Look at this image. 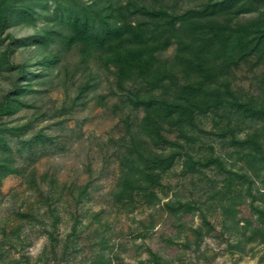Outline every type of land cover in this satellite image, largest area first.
Segmentation results:
<instances>
[{"label":"rangeland","instance_id":"1","mask_svg":"<svg viewBox=\"0 0 264 264\" xmlns=\"http://www.w3.org/2000/svg\"><path fill=\"white\" fill-rule=\"evenodd\" d=\"M125 1L78 0L96 8ZM142 1L182 11L208 0ZM78 2L71 8L68 0L5 1L0 101L15 92V86L19 89L13 109L0 115V139L16 169L0 178V264H23L21 254L38 264H156L148 247L160 255V264H264V167L253 168L246 157H237L234 146L221 141L210 122L201 125L203 131H194L192 152L203 162L204 156L221 157L224 169L215 163L198 164V171L183 173L177 162L164 174L166 194L159 193L160 203L139 205L133 211L114 205L115 141L126 135L123 116L135 125L143 111L125 101L126 91L115 85L111 67L93 56L82 59L74 47L62 48L65 18ZM242 2L225 8L224 16L238 13L234 18L245 21L264 6L260 0L237 12ZM175 55L172 44L160 57L170 64ZM50 57L56 60L49 61ZM19 66L24 69L21 75ZM224 79L234 90L264 94V64L253 57L232 66ZM164 134L169 140H185L174 130ZM228 170L235 182L232 190L241 200L232 206L239 210L233 218L220 207L227 201L220 204L210 197L224 189ZM51 178L56 180L53 196L60 197L54 228L43 198ZM78 186H86V193L76 202L67 192L77 193ZM63 188L66 193L59 195ZM174 193L180 200H190L192 210L174 216L163 205L176 198ZM249 210L254 220L261 216L258 226L237 220ZM31 217L38 221L31 223ZM16 226L20 237L10 247L7 240Z\"/></svg>","mask_w":264,"mask_h":264},{"label":"trees","instance_id":"2","mask_svg":"<svg viewBox=\"0 0 264 264\" xmlns=\"http://www.w3.org/2000/svg\"><path fill=\"white\" fill-rule=\"evenodd\" d=\"M5 1L0 0V29L7 22ZM68 1L71 8L78 2ZM221 1L222 4L208 0L182 11L159 3L146 5L142 0H126L116 6L107 3L99 8L78 2V8L67 14L62 48L74 47L82 59L93 56L104 67H111L115 85L126 91L125 101L143 111V117L135 125L127 120V115L123 116L126 135L115 141L118 171L111 191L115 206L133 211L139 205L151 207L160 203L163 196L159 193L166 194L164 174L177 162L183 173L198 171V164L215 163L224 169L221 157L204 156L203 162L192 152L193 133L203 131L201 125L207 122L219 129L216 134L221 141L234 146L237 157H246L253 168L264 167V94L234 90L224 79L232 66L249 57L264 64V6L256 17L239 21L234 18L238 13L224 16L228 14L224 9L237 0ZM258 1L243 0L237 12ZM42 38H48V34ZM172 44L176 55L174 62L167 64L160 55ZM50 58L49 61L56 60ZM23 72L20 67L19 75ZM18 89L15 86V92L3 96L0 115L13 109ZM172 130L185 140H169L164 132ZM241 132L245 135L238 137ZM8 152L5 141L0 139V178L16 172ZM231 172L228 170L224 177V189L211 192L210 197H216L220 204L227 201V206L220 207L224 215L233 218L239 210L232 206L240 205L241 200L232 190L235 182ZM55 182L49 179V189L43 195L53 228L59 220L56 202L60 198L53 196ZM65 191L63 188L59 195ZM67 193L79 202L86 186H78L77 193L70 189ZM174 196L163 202L174 216L192 210L190 200H180L176 193ZM246 214L237 220L248 226L257 225L261 216L254 220L252 211ZM31 220V223L38 221L36 217ZM19 233L20 226L10 231L7 240L10 247L19 240ZM262 236L264 239V233ZM147 249L156 264H160V255ZM21 257L23 264H38V260L30 261L25 254Z\"/></svg>","mask_w":264,"mask_h":264}]
</instances>
